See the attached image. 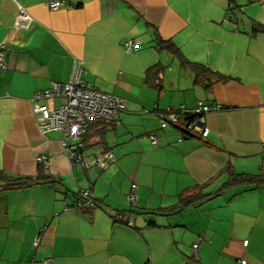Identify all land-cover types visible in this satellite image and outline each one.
Here are the masks:
<instances>
[{
	"label": "crops",
	"instance_id": "0c3cea01",
	"mask_svg": "<svg viewBox=\"0 0 264 264\" xmlns=\"http://www.w3.org/2000/svg\"><path fill=\"white\" fill-rule=\"evenodd\" d=\"M49 1L0 0V264H264V183L221 174L264 173V1ZM76 61L90 86L127 100L118 124L92 122L84 138L90 160L113 151L105 170L74 167L62 132L43 133L33 111V95L69 81ZM199 101L225 107L207 115L206 137L143 113ZM39 175L5 189L11 176ZM84 188L95 206L75 207ZM183 194L195 202L181 205Z\"/></svg>",
	"mask_w": 264,
	"mask_h": 264
},
{
	"label": "built area",
	"instance_id": "2783aa9c",
	"mask_svg": "<svg viewBox=\"0 0 264 264\" xmlns=\"http://www.w3.org/2000/svg\"><path fill=\"white\" fill-rule=\"evenodd\" d=\"M260 2L264 0H250ZM52 10H58L63 6H69L64 0H53L47 3ZM17 25L27 27L33 22V18L22 5L19 6ZM4 44L0 45V68L7 69ZM127 52L133 51V41L125 44ZM85 67L81 61H76L71 78L67 82L54 81L49 89L37 91L32 97L33 111L37 116L39 127L43 133L51 130L62 132V142L65 152L71 164L80 171H88L98 168L107 169L116 160L115 155L110 149H99L92 160L84 153L85 135L92 122L101 121L106 124H118L121 115L127 110V100L123 96L105 92L90 86L85 78ZM58 99L64 100L59 105L55 104ZM46 101V102H43ZM225 107L222 104H209L199 101L195 109L189 111L184 106L179 108L144 109V114L155 115L161 123V127L178 126L190 134H197L206 137L209 134L207 126V115L214 111H222ZM152 142H158V136L151 134ZM37 162L43 167L48 168L50 159L47 155H39ZM133 189L137 188L133 184ZM131 201L137 197L129 195ZM96 199L92 188L81 189L74 202L75 207L90 208L95 206ZM248 241H245V245ZM35 247H40L41 238L34 242ZM195 248L198 245H194ZM47 264H52L53 259L46 260ZM238 264H247V260L242 259Z\"/></svg>",
	"mask_w": 264,
	"mask_h": 264
},
{
	"label": "trees",
	"instance_id": "16d2710c",
	"mask_svg": "<svg viewBox=\"0 0 264 264\" xmlns=\"http://www.w3.org/2000/svg\"><path fill=\"white\" fill-rule=\"evenodd\" d=\"M158 45H159V47L165 48V49L173 52L174 54L178 53V49L173 45V43H171L169 41H165L163 39H159ZM155 69H156V67L153 68L151 70V72L154 71ZM214 76L216 77L215 79H218V80H221V81H226L227 80V77H225L223 75H220V74H217V75L214 74ZM201 82H202V80H201ZM176 127L180 128L183 131V135L186 136V137H191V136L204 137V136H202L200 134L197 135V134H190L188 132H185V130L182 129L180 127V125H178ZM162 129H164V128H162ZM154 135H157V134H154ZM182 139H183V137H182ZM224 172H227L229 174V180L227 182L228 185H234L235 183H237V181L238 182L242 181L244 183L249 182V183H255V184L264 183V175H263L264 173L261 174V175H251V174H247V173H238V172H236L234 170V168L231 165H228L225 168V170L222 171L221 174H223ZM9 178L10 179L8 180L7 184L5 185V189H8V188H27V187L39 182L40 179L42 178V175L41 176L39 175V177H37V178H35V177H12V176L9 177ZM195 195L196 194L193 193L192 196H195ZM190 198L193 199V197H189L188 195L186 196L185 194H183L182 197H181V203L180 204L181 205L189 204V202L194 203L195 200H189ZM95 199H96V197H95ZM96 204H97V200H96ZM159 212H161V211H159Z\"/></svg>",
	"mask_w": 264,
	"mask_h": 264
}]
</instances>
